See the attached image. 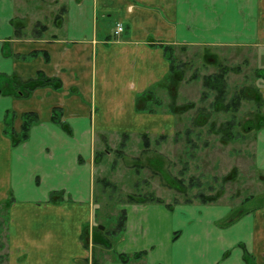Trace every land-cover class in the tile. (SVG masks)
Returning a JSON list of instances; mask_svg holds the SVG:
<instances>
[{
	"label": "crops",
	"instance_id": "obj_1",
	"mask_svg": "<svg viewBox=\"0 0 264 264\" xmlns=\"http://www.w3.org/2000/svg\"><path fill=\"white\" fill-rule=\"evenodd\" d=\"M59 4L64 16L51 22L18 0H0V205L14 199L6 210V264H264V208L238 218L236 209L192 203L172 209L126 205L115 257L99 263L93 191L95 147L101 138L168 136L174 128L172 115L142 113L136 106L147 92L158 99L170 79V63L159 45H264V0ZM15 20L24 26L20 36ZM118 24L124 31L117 35ZM34 25L46 29L33 35ZM39 72L58 79L62 88H39L29 97L8 94L12 79L29 80ZM54 108L62 110L71 134L51 121ZM7 111L17 114V132L22 114L40 117L29 140L17 147L4 134ZM255 156L264 171V129ZM52 193L61 199L50 203ZM140 252L147 255L136 262L117 258ZM245 252L253 263L246 262Z\"/></svg>",
	"mask_w": 264,
	"mask_h": 264
},
{
	"label": "rangeland",
	"instance_id": "obj_2",
	"mask_svg": "<svg viewBox=\"0 0 264 264\" xmlns=\"http://www.w3.org/2000/svg\"><path fill=\"white\" fill-rule=\"evenodd\" d=\"M59 1L62 0L18 3L52 22L57 13L64 16V5ZM37 31L40 26L34 25L33 35ZM229 44L176 47L175 57L185 63L184 77L175 83L168 79L157 92L161 103L152 106L156 114L175 118L174 128L166 138L149 136L148 148L141 134L104 136L96 143L93 191L97 220L94 232L98 236L94 255L99 263V259L115 257L121 234L111 232L121 219L122 209L131 204L128 196L153 194L163 204L174 207L188 201L201 204L199 195H204L210 202L206 205L236 209L238 218L264 208V171L255 156L257 137L264 129V76L257 73L264 69V45ZM223 68L228 69L224 77L227 102L241 90L249 94L236 111L214 107L216 92L205 87V78ZM228 123H232L230 131L235 137L225 141L223 128ZM7 224L6 208L0 205L4 256Z\"/></svg>",
	"mask_w": 264,
	"mask_h": 264
},
{
	"label": "trees",
	"instance_id": "obj_3",
	"mask_svg": "<svg viewBox=\"0 0 264 264\" xmlns=\"http://www.w3.org/2000/svg\"><path fill=\"white\" fill-rule=\"evenodd\" d=\"M65 7H62L61 12L65 13ZM61 15H57L55 18V21H60ZM14 25L16 28V35L20 36L21 30L24 26H22L21 21H14ZM38 26V25H37ZM40 30L46 29L45 26L39 25ZM38 32V31H37ZM160 48L164 50V53L166 55V59L170 63V79L172 81L177 82L184 77V66L185 63L182 61L177 60L175 57V47L171 45H159ZM36 55V53H34ZM237 72H239V68L235 69ZM228 73V69L223 68L220 73L216 75H210L205 78V87L216 92L215 101L213 103L214 107H222L226 111H236L237 108L240 105V101L244 98L247 99L249 94L245 93V91L241 90L239 94H235L231 101L227 102V85L224 77ZM258 76H264V69L257 70ZM14 82V86L12 90L8 92V94H14L16 93L19 97H29L32 95V93L39 88L43 87H53L55 89H61L62 84L58 79H53L47 77L42 72H39L35 78L29 79V80H17L12 79ZM208 95H206L207 97ZM161 102L156 99V97L151 93L147 92L140 96L137 99L136 106L137 110L142 113H150L154 114L156 113V110L152 108V106H158ZM22 120V126L21 130L17 132L13 126V121L17 118V114L14 111H7L5 121H4V134L12 140L13 147H17L29 140L30 132L32 128L40 123V117L36 112H27L22 114L21 116ZM51 121L58 126H60L65 132L71 134L72 130L71 127L64 121L62 110L60 108H54L53 113L51 116ZM232 126V123H228V126L224 127V139L225 141L233 140L234 135L231 133L230 128ZM125 135L127 133H124ZM128 135V134H127ZM126 135V136H127ZM142 137L144 138V145L146 148L149 147V135L143 134ZM161 138H166V135L160 136ZM123 146V145H122ZM199 198L201 199V204H209V200L204 197V195H199ZM61 199L60 193H52L50 197V203H54ZM128 201L131 204H163L162 200L156 197L155 195H147V196H128ZM14 202V199L12 197L9 198L8 201H6L5 204L2 206H5L6 210L7 208ZM191 202L188 201V204ZM169 209H172L173 206L166 205ZM236 210H235V217H236ZM8 221V219H7ZM127 221V212L125 209H122L121 213V219L119 220L117 227L115 230H113L111 233L113 235L116 234H122V232L125 230ZM179 232L174 235V239L177 238ZM3 243L0 242V264H3L6 260V256H4L1 251L3 250ZM147 255L146 252H140L133 255H126V254H119L117 255V258L122 263H130V262H136L141 259H143ZM244 258L246 259V262L253 263L254 259L251 255H249L247 252L244 254ZM93 264H98L97 262H94Z\"/></svg>",
	"mask_w": 264,
	"mask_h": 264
},
{
	"label": "built area",
	"instance_id": "obj_4",
	"mask_svg": "<svg viewBox=\"0 0 264 264\" xmlns=\"http://www.w3.org/2000/svg\"><path fill=\"white\" fill-rule=\"evenodd\" d=\"M124 31V26L122 24H118L116 28V34H121Z\"/></svg>",
	"mask_w": 264,
	"mask_h": 264
},
{
	"label": "water",
	"instance_id": "obj_5",
	"mask_svg": "<svg viewBox=\"0 0 264 264\" xmlns=\"http://www.w3.org/2000/svg\"><path fill=\"white\" fill-rule=\"evenodd\" d=\"M99 228L103 230L104 229V226H100Z\"/></svg>",
	"mask_w": 264,
	"mask_h": 264
}]
</instances>
